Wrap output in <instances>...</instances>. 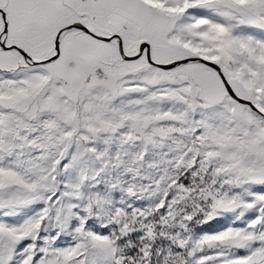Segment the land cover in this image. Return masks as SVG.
I'll list each match as a JSON object with an SVG mask.
<instances>
[{
    "label": "snow or ice",
    "instance_id": "snow-or-ice-1",
    "mask_svg": "<svg viewBox=\"0 0 264 264\" xmlns=\"http://www.w3.org/2000/svg\"><path fill=\"white\" fill-rule=\"evenodd\" d=\"M0 264H264V0H0Z\"/></svg>",
    "mask_w": 264,
    "mask_h": 264
}]
</instances>
